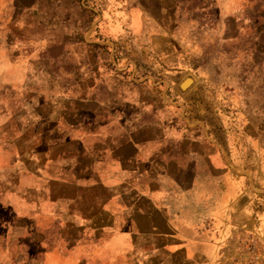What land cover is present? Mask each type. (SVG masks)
I'll list each match as a JSON object with an SVG mask.
<instances>
[{
    "label": "crops",
    "instance_id": "obj_1",
    "mask_svg": "<svg viewBox=\"0 0 264 264\" xmlns=\"http://www.w3.org/2000/svg\"><path fill=\"white\" fill-rule=\"evenodd\" d=\"M148 1L124 0L157 64L133 82L70 78L58 22L0 0V264H264V127L216 115L186 19Z\"/></svg>",
    "mask_w": 264,
    "mask_h": 264
},
{
    "label": "rangeland",
    "instance_id": "obj_2",
    "mask_svg": "<svg viewBox=\"0 0 264 264\" xmlns=\"http://www.w3.org/2000/svg\"><path fill=\"white\" fill-rule=\"evenodd\" d=\"M173 1L168 11L186 19L185 44L200 49L201 72L220 98L216 115L225 114L232 126L264 127V0ZM38 9L58 22L50 54L60 64H71L70 78H77L78 63L97 61L121 78L140 82L157 65L153 56L148 61L140 54L144 42L130 30L124 0H38ZM67 37L70 44L58 43Z\"/></svg>",
    "mask_w": 264,
    "mask_h": 264
},
{
    "label": "built area",
    "instance_id": "obj_3",
    "mask_svg": "<svg viewBox=\"0 0 264 264\" xmlns=\"http://www.w3.org/2000/svg\"><path fill=\"white\" fill-rule=\"evenodd\" d=\"M248 252H250V256H251V261L252 262H257L259 257H260V253L258 251V248L255 247H247L246 248Z\"/></svg>",
    "mask_w": 264,
    "mask_h": 264
}]
</instances>
